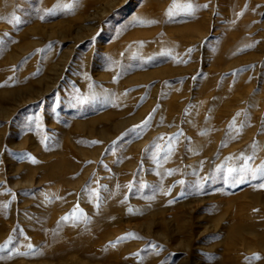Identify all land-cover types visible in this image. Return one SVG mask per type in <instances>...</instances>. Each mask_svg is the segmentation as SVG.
<instances>
[{
	"label": "rangeland",
	"instance_id": "374dc122",
	"mask_svg": "<svg viewBox=\"0 0 264 264\" xmlns=\"http://www.w3.org/2000/svg\"><path fill=\"white\" fill-rule=\"evenodd\" d=\"M0 40V264H264V0H0Z\"/></svg>",
	"mask_w": 264,
	"mask_h": 264
},
{
	"label": "snow or ice",
	"instance_id": "6c2138e0",
	"mask_svg": "<svg viewBox=\"0 0 264 264\" xmlns=\"http://www.w3.org/2000/svg\"><path fill=\"white\" fill-rule=\"evenodd\" d=\"M205 7H206V6H205ZM57 8H68V9H70V8H71V5H60V4H58V5H57ZM174 9H176V10H181V11H186L188 14H192V13H194L195 10H196V9L193 7V5H192L191 3L185 4V5H178V4L174 3V4H173V8L169 10V15H170V16L174 14V11H173ZM48 14H49V15H51V14H55V10L49 12ZM15 22L19 23L20 21H19L18 18H16V21H15ZM138 23L143 24V23H145V22H144V21H138ZM0 43H2V40H0ZM145 124H147V121L145 122ZM170 139H171V138H170ZM33 162H35V161L33 160ZM228 171L231 173V172L233 171V169H232V168H229ZM261 173L264 174V169L261 170ZM181 183H183V181H181ZM129 187H131V185H129ZM129 211L131 212L132 210L129 209ZM81 217H85V214L83 213L82 210H80V209L77 207L76 209L73 210V213H72L70 216H65V217L63 218V220L68 221V220H70V219H79V218H81ZM85 218H86V217H85ZM126 238H128V237H121V238H119V239L123 240V239H126ZM29 247H31V245H29ZM2 250H3V248L0 247V251H2ZM258 258H259V257H253V258H251V259H258Z\"/></svg>",
	"mask_w": 264,
	"mask_h": 264
},
{
	"label": "bare ground",
	"instance_id": "6f19581e",
	"mask_svg": "<svg viewBox=\"0 0 264 264\" xmlns=\"http://www.w3.org/2000/svg\"><path fill=\"white\" fill-rule=\"evenodd\" d=\"M114 1H112V3H108V4H106V7H105V9H103L102 11H101V14L102 15H104L105 14V16L109 13V11L112 9V7H113V5H114V3H113ZM116 6V5H115ZM101 10V9H100ZM104 16V17H105ZM95 17H97V15L95 16ZM88 28V27H87ZM189 27L187 26V29H188ZM81 29V28H80ZM184 29V28H183ZM186 29V28H185ZM92 30V29H91ZM196 30V32L200 35V36H202V35H204V33H203V31H201V29H195ZM87 31V30H86ZM93 31V30H92ZM77 32V31H76ZM75 32V33H76ZM83 33V32H82ZM86 33V32H85ZM84 33V34H85ZM77 34V33H76ZM79 35V34H78Z\"/></svg>",
	"mask_w": 264,
	"mask_h": 264
}]
</instances>
